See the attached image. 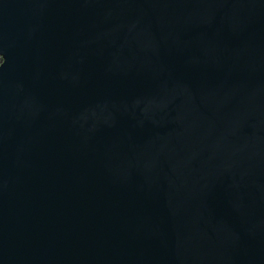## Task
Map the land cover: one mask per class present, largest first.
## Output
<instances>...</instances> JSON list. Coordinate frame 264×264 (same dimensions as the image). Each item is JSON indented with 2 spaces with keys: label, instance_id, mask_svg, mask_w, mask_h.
<instances>
[{
  "label": "water",
  "instance_id": "water-1",
  "mask_svg": "<svg viewBox=\"0 0 264 264\" xmlns=\"http://www.w3.org/2000/svg\"><path fill=\"white\" fill-rule=\"evenodd\" d=\"M0 264H264V0H0Z\"/></svg>",
  "mask_w": 264,
  "mask_h": 264
}]
</instances>
